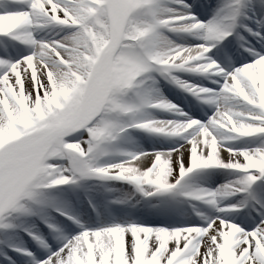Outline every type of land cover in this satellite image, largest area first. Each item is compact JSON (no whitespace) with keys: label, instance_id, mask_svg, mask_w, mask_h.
<instances>
[{"label":"snow or ice","instance_id":"1","mask_svg":"<svg viewBox=\"0 0 264 264\" xmlns=\"http://www.w3.org/2000/svg\"><path fill=\"white\" fill-rule=\"evenodd\" d=\"M0 264H264V0H0Z\"/></svg>","mask_w":264,"mask_h":264}]
</instances>
